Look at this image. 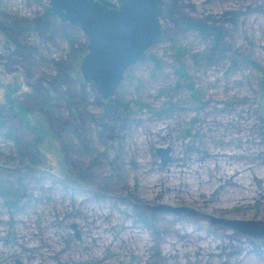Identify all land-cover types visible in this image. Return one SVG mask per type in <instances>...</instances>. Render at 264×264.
Wrapping results in <instances>:
<instances>
[{"label":"rangeland","instance_id":"374dc122","mask_svg":"<svg viewBox=\"0 0 264 264\" xmlns=\"http://www.w3.org/2000/svg\"><path fill=\"white\" fill-rule=\"evenodd\" d=\"M48 7L0 0V105L23 111L1 113L0 264H264V237L221 221H264V0H163L111 100Z\"/></svg>","mask_w":264,"mask_h":264},{"label":"water","instance_id":"95a60500","mask_svg":"<svg viewBox=\"0 0 264 264\" xmlns=\"http://www.w3.org/2000/svg\"><path fill=\"white\" fill-rule=\"evenodd\" d=\"M47 1L53 15L78 28L86 37L81 77L102 99L112 97L127 69L144 60L146 51L162 40L163 0H115L116 8L98 0ZM168 152H160L163 164L170 160ZM221 221L242 234L264 237L262 220Z\"/></svg>","mask_w":264,"mask_h":264},{"label":"trees","instance_id":"16d2710c","mask_svg":"<svg viewBox=\"0 0 264 264\" xmlns=\"http://www.w3.org/2000/svg\"><path fill=\"white\" fill-rule=\"evenodd\" d=\"M108 6L111 7H118V3L115 0H98ZM49 18L47 21L46 19ZM46 22H49V26L48 28H46V30L48 32H59L68 42L70 41V43H75L77 47H75V49L72 50V52H74V56L77 57V60L80 61V59L83 58V56L87 53V40L85 39V42L83 43V45H80V31L76 28L73 27L67 23H63L61 21H59L49 10V8L46 9L44 17L42 20L38 21V26H45L44 24ZM31 25V22L29 23ZM182 24L184 26V28H186L187 30H197L200 31L202 33H211L214 34L217 38L216 41H214L215 46H218L219 40L221 39L222 36V31L216 26L215 23H209V22H204V21H182ZM47 27V26H46ZM52 30V31H51ZM47 32V33H48ZM72 34H76V38L77 41L74 39H72L71 35ZM79 83H83V80H78ZM89 86L92 88V90L95 91L94 87L89 84ZM107 100H111V97ZM115 107H119L118 102H113ZM7 107V108H5ZM121 108L124 109V107L121 106ZM9 110L12 111L13 113H15L16 115H18L19 117L23 118V111L22 108L14 101H8L7 104H1L0 105V126L4 125V123L1 121V113L4 112V110ZM27 124V123H26ZM17 142V141H16ZM30 147V146H29ZM35 148V147H34ZM31 162H35V161H31ZM6 187L1 188V192L2 194L6 197V201L7 204L10 207L14 206V201L11 200L12 198H15V193L12 194V192L5 190Z\"/></svg>","mask_w":264,"mask_h":264},{"label":"flooded vegetation","instance_id":"af4514ba","mask_svg":"<svg viewBox=\"0 0 264 264\" xmlns=\"http://www.w3.org/2000/svg\"><path fill=\"white\" fill-rule=\"evenodd\" d=\"M49 8V7H48ZM50 10V9H49ZM51 12V11H50ZM55 16V15H54ZM56 17V16H55ZM57 18V17H56ZM58 19V18H57ZM59 20V19H58ZM60 21V20H59ZM65 23V22H63ZM68 24V23H67ZM70 25V24H69ZM72 26V25H71ZM74 27V26H73ZM78 29V28H77ZM79 30V29H78ZM80 31V30H79ZM82 34V33H81ZM83 35V34H82ZM162 35H163V31H162ZM84 36V35H83ZM87 40V39H86ZM147 52V51H146ZM83 59V58H82ZM223 223V222H222Z\"/></svg>","mask_w":264,"mask_h":264}]
</instances>
